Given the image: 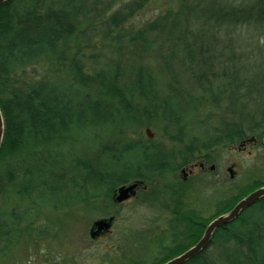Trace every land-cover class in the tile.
Returning <instances> with one entry per match:
<instances>
[{
  "label": "trees",
  "instance_id": "trees-1",
  "mask_svg": "<svg viewBox=\"0 0 264 264\" xmlns=\"http://www.w3.org/2000/svg\"><path fill=\"white\" fill-rule=\"evenodd\" d=\"M104 1L9 0L0 4V113L4 127L0 148V241L6 243L0 255L13 243L8 237L15 230L8 227L3 201L31 200L35 193L44 198L41 187L57 176L73 188L82 190L86 186L92 191L80 202L109 198L115 189L131 182L165 183L170 188L166 205L173 218L169 236L155 249L160 257L150 264H164L184 253L199 241L212 220L264 187L263 173L244 186L230 189L204 213L185 204L184 195L189 192L186 184L177 178L172 186L166 182L168 174L190 164L199 154L243 142L258 130L264 132V108H256L258 112L249 113L243 121L220 127L208 124L205 138H193L175 158L159 142L129 137L143 126L160 125L177 128L180 135L192 118L167 113L169 101L176 100L178 106L194 115L204 102L214 104L218 96L231 94L236 86L233 70L220 74L216 54L208 53L196 39L204 32L213 36L212 32L223 26L228 30L243 25L264 29V0H248L237 6L191 0L182 10L168 11L130 32L119 29L126 13L118 12L111 16L106 25L109 30L104 33L105 41L117 54L111 51L114 56L106 58L107 68L90 75L83 72L78 51L71 54V49H78L92 22L101 18L105 6L114 0ZM136 5L127 7L129 14ZM165 47L169 49L167 55L162 53ZM122 51L129 55L121 56ZM143 56L151 58L149 66L141 64ZM115 58L120 59L119 63L110 69L108 62ZM40 63L49 70L54 65L64 69L67 64L70 80L20 81L19 73ZM180 72L193 84L194 91L177 82ZM165 74L170 75V81ZM165 89L173 95L161 98ZM253 114L263 117L258 122L249 121ZM96 130H101L104 137L90 155L91 161L73 162L76 170L85 171L86 185L78 186L76 174H54L52 155L68 142L82 140L87 144ZM208 158L204 154L203 159ZM185 264H264V199L216 230L209 246Z\"/></svg>",
  "mask_w": 264,
  "mask_h": 264
},
{
  "label": "rangeland",
  "instance_id": "rangeland-1",
  "mask_svg": "<svg viewBox=\"0 0 264 264\" xmlns=\"http://www.w3.org/2000/svg\"><path fill=\"white\" fill-rule=\"evenodd\" d=\"M209 1L216 5L234 6L245 5L248 2L206 0L204 4ZM107 2L109 0L104 1ZM136 2L137 8L129 14L127 7ZM191 2V0L141 2L114 0L105 6L106 9L101 13L102 17L92 22L85 35L87 38L78 45V49H71V54L78 51L84 73L91 75L97 70L105 69L106 58L111 57V51L116 53V49L111 48L104 37L105 31L109 30L106 25L111 16L118 12L126 13V19L119 29L125 32L138 31L168 11L178 12L185 4L189 5ZM224 27L212 32L213 36L207 32L201 33L196 41L206 46L208 53L216 54V57L214 56L217 60L216 68L220 74L224 70L227 73L233 70L236 86L231 94L218 96L214 104L211 101L204 102L194 115L178 106L176 100L169 101L167 113L183 119L192 118V123L186 129L180 130L182 131L180 135L177 134L179 129L160 125L158 128L143 126L129 137L141 138L146 143L159 142L164 151L175 158L193 138H205V133L210 130L207 129L208 124L220 127L243 121L247 119L249 113L258 112L254 111L256 108H264V29L252 25L237 26L231 30ZM161 49L162 53L167 55L169 49L167 47ZM126 55H129L128 51L121 52V56ZM149 56H143L142 65L149 66L151 61V58H147ZM119 60L115 58L114 61L108 62L110 69L116 62L119 63ZM155 65L159 70L162 69L159 63L155 62ZM66 66L67 64L63 66L64 69H60L54 65L49 70L45 64L40 63L24 69L19 73V78L21 82L67 79ZM165 77L168 79L170 75L165 74ZM177 82L187 90L194 91L193 84L191 83V86L188 78L181 72L178 73ZM162 95L170 97L173 92L166 90L161 92V98ZM263 114H253V118L248 120L258 122ZM165 117L170 119L168 114H165ZM145 129L150 130L152 140L145 137ZM263 136L264 132L259 130L257 134L252 135L257 141L255 145L240 146L251 138L250 136L243 142H236L228 147H215L204 153L209 155L208 159H203L204 154H199L190 164L172 175L168 174L166 182L172 186L177 178L182 184L184 174H187L189 183L186 182L184 187H187L189 192H185V204L197 212L207 213L221 197L229 194L230 189L244 186L264 173V146L261 144ZM103 137L101 130H96L87 144L82 140L66 143L51 157L52 164L54 162V174H76L78 186L86 185L85 171L76 170L73 162L91 161L90 155ZM200 164H204V170H201ZM228 168H232L234 174L232 179L227 172ZM47 182L45 187H41V194H45L44 198L35 193L31 200L3 201L2 207L8 213L6 218L8 227L13 226L15 230L8 237L13 243L8 246L5 254L0 255V264H135L138 261L150 264L155 258L160 257L155 249L169 236L170 221L173 218L172 210L166 205L170 202L168 196L170 188H166L165 183H142L134 197L121 204H115L112 201V194L109 198L100 197L80 202L92 191L86 186L82 190L73 188L70 183L59 181L58 176L48 179ZM51 193L54 194L49 196ZM180 194H183V191H180ZM109 219L112 220L109 231L101 238L91 239L90 230L94 222ZM5 244L0 241V249Z\"/></svg>",
  "mask_w": 264,
  "mask_h": 264
},
{
  "label": "water",
  "instance_id": "water-1",
  "mask_svg": "<svg viewBox=\"0 0 264 264\" xmlns=\"http://www.w3.org/2000/svg\"><path fill=\"white\" fill-rule=\"evenodd\" d=\"M9 0H0V4L7 2ZM3 120L0 113V148L3 139ZM144 135L148 140L153 139V135L151 134L149 129L144 130ZM254 138L248 139V142H253ZM261 144L264 146V136L261 138ZM241 147L244 146V143L240 144ZM213 170V168H211ZM227 172L229 174L230 179L234 177L232 172V168H228ZM140 182H133L129 185H123L115 189L112 193V201L115 204H121L123 202L128 201L130 198L134 197L136 194L137 188L141 185ZM264 199V187H261L244 198H242L228 213L220 215L212 220L205 228L201 238L199 241L186 250L181 255L167 261L164 264H185L186 262L190 261L191 259L200 255L210 244L212 236L216 230L227 226L234 222L242 212L246 209L250 208L251 206L255 205L257 202ZM112 220H99L94 222L93 228L90 230V238L95 239L100 235L104 234L105 232L109 231L111 227Z\"/></svg>",
  "mask_w": 264,
  "mask_h": 264
},
{
  "label": "flooded vegetation",
  "instance_id": "flooded-vegetation-1",
  "mask_svg": "<svg viewBox=\"0 0 264 264\" xmlns=\"http://www.w3.org/2000/svg\"><path fill=\"white\" fill-rule=\"evenodd\" d=\"M257 143V141L255 140V138H254V141L253 142H248V140H246L245 141V143H244V146L243 147H245L246 146V144H250V145H255ZM203 162H204V160H203ZM200 168H201V170H204V164H200ZM187 177V174H184V178H183V180H182V183H186V182H188V178H186ZM191 195H192V192L190 193ZM182 195V194H181ZM192 210H194L193 208H192ZM195 212H197L196 210H194ZM107 232H105L104 234H102V235H100L99 237H97V238H101L103 235H105Z\"/></svg>",
  "mask_w": 264,
  "mask_h": 264
}]
</instances>
